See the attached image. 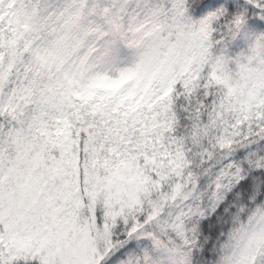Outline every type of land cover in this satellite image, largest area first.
Returning <instances> with one entry per match:
<instances>
[{
	"label": "snow or ice",
	"instance_id": "snow-or-ice-1",
	"mask_svg": "<svg viewBox=\"0 0 264 264\" xmlns=\"http://www.w3.org/2000/svg\"><path fill=\"white\" fill-rule=\"evenodd\" d=\"M0 264H264V0H0Z\"/></svg>",
	"mask_w": 264,
	"mask_h": 264
}]
</instances>
